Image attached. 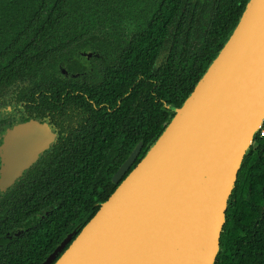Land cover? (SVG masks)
Returning a JSON list of instances; mask_svg holds the SVG:
<instances>
[{
	"label": "flooded vegetation",
	"instance_id": "af4514ba",
	"mask_svg": "<svg viewBox=\"0 0 264 264\" xmlns=\"http://www.w3.org/2000/svg\"><path fill=\"white\" fill-rule=\"evenodd\" d=\"M154 1L105 0L100 9L101 1L93 6L91 0H0V172L2 158L32 159L9 186H0V264L7 260L1 254L20 253L24 242L38 253L49 251L42 264L70 237L54 264L143 159L144 139L135 126L143 118L140 102L150 96L154 104L164 102L156 77L165 54L175 45L179 53L200 49L220 2L158 0L153 7ZM101 13L105 17L97 16ZM148 13H157L167 30L162 39L154 38L163 44L149 61L154 85L142 86L137 74L140 86L111 96L118 69L129 74L123 52L143 34ZM23 61L39 65L21 71ZM129 93L136 96L123 103ZM130 141L135 145L129 151ZM98 142L105 144L104 151H98ZM140 143L133 163L117 176ZM251 149L257 159L249 178L251 189L256 187L250 196L251 236L240 237L256 240L264 237V144L256 142ZM95 158L102 159L93 166ZM235 258L242 261L237 264H264V246L239 248Z\"/></svg>",
	"mask_w": 264,
	"mask_h": 264
},
{
	"label": "water",
	"instance_id": "95a60500",
	"mask_svg": "<svg viewBox=\"0 0 264 264\" xmlns=\"http://www.w3.org/2000/svg\"><path fill=\"white\" fill-rule=\"evenodd\" d=\"M173 111L140 163L54 264H215L229 197L264 119V0H247L221 49ZM2 161L1 188L32 159Z\"/></svg>",
	"mask_w": 264,
	"mask_h": 264
},
{
	"label": "trees",
	"instance_id": "16d2710c",
	"mask_svg": "<svg viewBox=\"0 0 264 264\" xmlns=\"http://www.w3.org/2000/svg\"><path fill=\"white\" fill-rule=\"evenodd\" d=\"M92 1L93 6H96V2L101 1L98 2L100 9L105 2V0H91V2ZM157 1L158 0L154 1L152 4L153 7L157 6ZM176 1L177 0H175V2ZM166 2L167 0H165L164 3ZM246 3L247 0H220L217 12L213 15L216 22L214 28H210L205 43L200 49L195 50V52L185 51V49H183V52L179 53L175 45L168 57L167 54H165V62L161 64L156 77V79H158L157 81H159L158 85H156V90L160 91L159 95L162 100L171 106L168 109L164 108V102L162 103V101L158 104H154L152 96H150V99L140 102V107L143 110V118L138 119L135 126L137 131H140V134L136 135L144 139L145 153L150 145L160 136L164 127L169 123V118L171 116L173 117V109L179 108L183 104L215 54L221 49L231 30L235 27ZM162 6L163 3L158 5V7H160L158 11H162ZM89 9L91 11L93 10L92 7H89ZM86 16L89 17V15ZM97 16L105 17V14L101 13V15L97 14ZM163 16H166L168 20L171 19L167 11H163ZM90 17L93 18L94 14H91ZM156 17L157 13H152V16L151 13H148L145 20V24L148 25L145 27L143 34L135 38L131 45H128L123 52V56L128 58L127 68L129 74H120L121 69H118V72H116L117 75L115 74V76L112 77V82L110 84L112 88L111 96H117L118 92H120L118 93L119 95H123L127 92V88L140 86L141 82V85L145 87L151 88L154 85L150 83L153 77L150 75L151 70L149 61L151 63L153 62V59L157 57L163 46L161 42L156 43L154 38L159 34V39H162L167 32V30L164 29V22L157 21ZM36 65H39V63L34 61H23L21 71H27L32 66ZM137 74L142 75V78L139 79V84L136 83V79L138 78ZM132 96L135 97L136 95L134 93H129L128 98H125L123 103H126L128 99L130 100ZM147 96L148 94L144 93L143 97H145V99ZM129 131H131L130 127ZM256 141L262 145L264 144V138L257 139ZM134 145V141L129 142V151ZM97 147L98 151L105 150L104 143L98 142ZM101 159L102 158H97V160ZM260 159L264 161V155H262ZM97 160L95 158V161H92L93 166H95ZM255 160H257L256 156L250 148L249 153L243 159L242 166L238 172L237 181L229 197L228 207L225 212L226 224L224 225L223 233L220 238L221 250L218 253L215 264H237L242 262L239 258H235L239 248H244L246 251H249L250 247L264 246V237H257L256 240L246 236H244V239L240 237L243 236L242 233L247 235L250 233V231H248L251 225L250 196L251 191L254 192L256 187L253 186L251 189V181L249 178L252 176ZM234 199H236L235 206L234 209H231V205L234 204ZM239 205L242 206L241 209H238ZM2 234L3 232L0 233V236H2ZM37 238L40 242L45 239L44 236H37ZM56 242L57 241L54 243ZM1 243L3 244L4 241L1 240ZM53 247L54 245H49V250ZM47 252L38 253L36 249L27 245V242H24L21 245L20 253L6 252L1 254V258L7 259L5 263L1 261V264H39L40 260L45 258ZM246 261L247 260H244L243 263L248 264L249 262Z\"/></svg>",
	"mask_w": 264,
	"mask_h": 264
},
{
	"label": "built area",
	"instance_id": "2783aa9c",
	"mask_svg": "<svg viewBox=\"0 0 264 264\" xmlns=\"http://www.w3.org/2000/svg\"><path fill=\"white\" fill-rule=\"evenodd\" d=\"M264 138V119L262 120L261 125L258 127V131L255 137V140L257 139H263Z\"/></svg>",
	"mask_w": 264,
	"mask_h": 264
}]
</instances>
